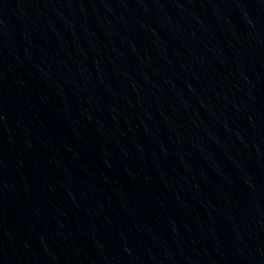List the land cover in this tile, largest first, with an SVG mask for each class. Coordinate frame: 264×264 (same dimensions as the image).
<instances>
[{
	"label": "water",
	"instance_id": "1",
	"mask_svg": "<svg viewBox=\"0 0 264 264\" xmlns=\"http://www.w3.org/2000/svg\"><path fill=\"white\" fill-rule=\"evenodd\" d=\"M0 264H264V0H0Z\"/></svg>",
	"mask_w": 264,
	"mask_h": 264
}]
</instances>
